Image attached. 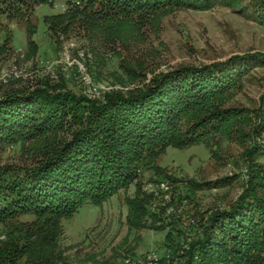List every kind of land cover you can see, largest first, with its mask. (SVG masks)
<instances>
[{
    "label": "trees",
    "instance_id": "16d2710c",
    "mask_svg": "<svg viewBox=\"0 0 264 264\" xmlns=\"http://www.w3.org/2000/svg\"><path fill=\"white\" fill-rule=\"evenodd\" d=\"M56 1L0 0V15L26 19L27 58L39 49L31 15L37 6ZM67 5L64 12L44 18L56 42L84 31L90 45L103 40L114 47L135 30L184 8L229 7L264 25V0H67ZM10 35L3 42L0 38V59L11 49ZM95 52L100 68L105 60ZM119 67L122 72L113 76L126 89H112L99 98L83 90L76 93L61 70L56 76L39 72L27 81L15 77L0 86V156L14 144H21L26 156L23 166L0 164V264H66L64 218L82 205H102L134 183V196L125 198L129 228L140 231L151 219L165 230L170 223L159 221L167 207L161 206L160 215L152 211L156 196L144 189L142 171L167 176L159 160L170 146L205 143L218 160L225 142L233 140L245 148L246 188L229 208L209 214L182 264H264V165L259 161L264 154V97L256 111L232 101L245 78L264 67V52L151 70L150 78L142 61L124 58ZM189 182L190 191L219 186ZM23 215L34 219L22 220Z\"/></svg>",
    "mask_w": 264,
    "mask_h": 264
},
{
    "label": "rangeland",
    "instance_id": "374dc122",
    "mask_svg": "<svg viewBox=\"0 0 264 264\" xmlns=\"http://www.w3.org/2000/svg\"><path fill=\"white\" fill-rule=\"evenodd\" d=\"M67 7V0L36 7L31 19L37 25L34 39L39 49L31 58L26 57L29 49L26 19L0 15L3 21L0 24L1 42L8 33L11 34V49L0 59V86L8 84L12 79L4 80L11 75H19L17 78L27 81L39 72L56 76L61 70L70 79L69 87L76 93L89 91L85 78L106 92L126 89L113 76L114 72H122L119 63L124 58L133 63L144 62L149 70L147 78H150L154 73L170 71L184 64H208L224 61L235 54L264 52V25L224 6L206 11L173 10L159 22L135 30L125 43L118 41L114 47L105 46L103 40L90 45L83 37L84 31H73L56 42L51 38L44 18L62 13ZM95 51H99L105 60L100 68L96 65ZM245 79L243 89L232 101L256 111L264 97V67L256 68ZM244 150L236 140L225 142L224 151H221L223 156L217 160L205 143L183 149L168 147L159 160L167 170V176L160 177L153 170L145 169L140 180L144 189L152 183L160 191L152 211L160 215L159 209L166 206L159 222L170 225L165 230L157 229L149 219L140 231L129 228L125 198L134 196V183L102 205H82L72 216L64 218L61 246L66 264H125L127 259L132 264L152 251L160 259L168 252L176 254L178 251L176 257L185 261L186 252L183 254L180 248L187 241L186 237L199 235L209 214L229 208L246 188L248 171L242 157ZM25 161L21 144L5 147L1 152L2 165L23 166ZM259 161L264 165V154L259 156ZM157 180L170 185L169 199L163 201ZM190 180L219 182V186L190 191ZM21 219L31 221L34 217L23 215ZM168 232H171L170 237Z\"/></svg>",
    "mask_w": 264,
    "mask_h": 264
},
{
    "label": "built area",
    "instance_id": "2783aa9c",
    "mask_svg": "<svg viewBox=\"0 0 264 264\" xmlns=\"http://www.w3.org/2000/svg\"><path fill=\"white\" fill-rule=\"evenodd\" d=\"M18 76L19 75H17V76H12L11 75V76H9V78H5L4 81L7 82L9 79H13V78L18 77ZM85 79H86V82H87V84H88V86L90 88L89 91H86V92L91 97H94V98L102 97L103 96L102 95L103 92L101 90H99L100 88L94 86V83L91 80H88L87 78H85ZM92 88L95 91H97V92H94ZM157 185H158V188H160L161 191H162V193H163V201H164V199L165 200L169 199L168 197H169L170 185H168L167 182H160ZM145 190L148 191V192H150V193H154L155 196H156V199H157L158 194L160 192V191H158V189H155L153 187V184L152 183H149L148 185H146L145 186ZM162 204L164 205V204H166V202H163ZM202 231H203V228H200V230H199L200 234L202 233ZM199 235H192V236L186 237L187 241H185V243H183V245L180 248V250L182 251L183 254H185L186 250L189 248V244L195 238H197ZM177 252H176V254H179ZM176 254L175 253L171 254V252H168L164 256V258H161L160 259L159 256H158V254L156 252L152 251L149 254H147L146 257H144L142 259H138L137 261L133 262L132 264H162V263L163 264H182V263H184L185 261H182L178 257H176ZM125 264H131L130 259L125 260Z\"/></svg>",
    "mask_w": 264,
    "mask_h": 264
}]
</instances>
